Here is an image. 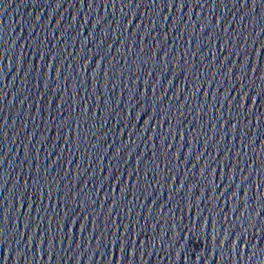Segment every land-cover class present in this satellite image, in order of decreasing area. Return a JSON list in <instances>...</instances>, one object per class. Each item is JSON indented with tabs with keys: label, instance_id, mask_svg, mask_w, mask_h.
Returning a JSON list of instances; mask_svg holds the SVG:
<instances>
[{
	"label": "water",
	"instance_id": "95a60500",
	"mask_svg": "<svg viewBox=\"0 0 264 264\" xmlns=\"http://www.w3.org/2000/svg\"><path fill=\"white\" fill-rule=\"evenodd\" d=\"M0 264H264V0H0Z\"/></svg>",
	"mask_w": 264,
	"mask_h": 264
}]
</instances>
